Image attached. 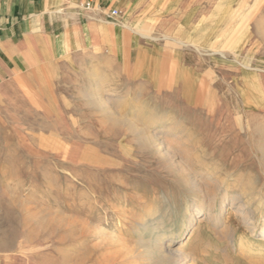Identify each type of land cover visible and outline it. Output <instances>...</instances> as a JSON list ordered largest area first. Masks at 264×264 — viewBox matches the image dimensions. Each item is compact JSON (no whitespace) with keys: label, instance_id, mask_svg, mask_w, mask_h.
Instances as JSON below:
<instances>
[{"label":"rangeland","instance_id":"374dc122","mask_svg":"<svg viewBox=\"0 0 264 264\" xmlns=\"http://www.w3.org/2000/svg\"><path fill=\"white\" fill-rule=\"evenodd\" d=\"M103 1L139 37L126 61L110 26L0 82V264H157L138 246L149 239L187 264H264V0H132L116 17L126 0ZM249 77L259 91L246 99ZM148 211L152 233L136 223Z\"/></svg>","mask_w":264,"mask_h":264},{"label":"crops","instance_id":"0c3cea01","mask_svg":"<svg viewBox=\"0 0 264 264\" xmlns=\"http://www.w3.org/2000/svg\"><path fill=\"white\" fill-rule=\"evenodd\" d=\"M81 1L0 0V82L10 81L17 74H32L48 59L79 53L88 44H100L99 35L110 26L112 54L118 62L126 61L129 48L140 46L139 37H128L125 25L108 19L103 0H87L84 10L78 6ZM131 1L114 9L128 6ZM136 2L135 6L139 0Z\"/></svg>","mask_w":264,"mask_h":264},{"label":"bare ground","instance_id":"6f19581e","mask_svg":"<svg viewBox=\"0 0 264 264\" xmlns=\"http://www.w3.org/2000/svg\"><path fill=\"white\" fill-rule=\"evenodd\" d=\"M176 16V15H175ZM203 21V20H202ZM189 24V23H188ZM199 25V23H198ZM194 27V26H193ZM200 27V26H199ZM195 28V27H194ZM201 28V27H200ZM196 30V29H195ZM200 30V29H199ZM203 30V29H202ZM198 31V30H197ZM191 32V31H190ZM195 32V31H192ZM197 33V32H196ZM166 37V36H165ZM164 37V38H165ZM224 37V36H223ZM222 37V38H223ZM220 38V37H219ZM180 40V39H179ZM182 40V39H181ZM103 41V39H102ZM222 41V40H221ZM180 42V41H179ZM185 42V41H184ZM222 43V42H221ZM192 44V43H190ZM199 44V43H198ZM217 42H213L211 43L210 47H208V49L206 51H208L210 54H221L223 57L225 56V53L223 51L218 50V48H215ZM193 45V44H192ZM190 46V45H189ZM196 47V46H195ZM200 47V46H199ZM218 47V46H217ZM199 48H197L198 50ZM203 50V49H202ZM238 51V50H236ZM201 52V51H200ZM207 54V53H206ZM238 57V55H237ZM220 58V57H219ZM234 59V58H233ZM215 60V59H214ZM237 61V60H234ZM240 63V62H239ZM241 64L246 68V69H250L251 65L249 64H245L243 62H241ZM98 65L94 64L93 67H91L92 69H87L85 71L86 74H90L91 72H94L97 70ZM241 66V65H240ZM252 69V68H251ZM239 71V70H238ZM264 71V70H263ZM241 73V72H240ZM243 75V74H242ZM241 83V82H240ZM259 81L257 78H251L249 77L245 83V90H244V94L246 95L245 98L249 99L250 97H257L258 94V85ZM187 90V89H186ZM261 90V89H260ZM208 92V91H207ZM261 92H259L260 94ZM191 95V94H190ZM243 100V99H242ZM243 102V101H242ZM250 103V100L248 101ZM255 103H257L255 101ZM151 116V115H150ZM182 118V117H181ZM180 118V119H181ZM177 121V119H176ZM183 122V121H181ZM178 126V125H177ZM258 129V128H257ZM258 136L259 138L257 139L256 143L257 146L260 148L261 153H262V157L264 158V126H261L258 130ZM157 145V144H156ZM212 168V167H211ZM215 172V171H214ZM226 179V178H225ZM184 184L187 186L192 187L194 190L201 192V187L200 185L197 183V181L194 179H184ZM205 198H206V194L202 193V194H197L196 196H194L193 198V202L185 209V212L183 214L180 220V222L177 224H173L176 228L175 230H171L172 231V236L173 238H178L181 237L186 228L188 227V225L192 224V219H193V213L191 212V207H197L200 211L202 210V206L203 203L205 202ZM260 200V199H259ZM198 202V204H197ZM200 202V204H199ZM263 202V201H262ZM210 203V202H209ZM260 205V204H259ZM205 206V205H204ZM203 206V207H204ZM211 206V205H209ZM208 206V207H209ZM212 208V207H210ZM209 208V210H210ZM197 210V209H196ZM258 210V207H257ZM158 217V213L156 212H147V214H145L144 216L140 217V220H138L137 226L139 225L141 228H144V231L146 232H150L152 233L155 229V223H156V219ZM161 221V220H160ZM134 228V227H133ZM134 231H137V228L135 226ZM168 232V231H167ZM171 233V232H170ZM165 234V233H164ZM143 237V236H142ZM163 237V236H162ZM142 239V238H141ZM145 239V237H144ZM157 239V238H156ZM143 240V239H142ZM153 239H149V241L147 243H139L138 246H142V248L145 247L146 249V253L147 250L150 247H153L155 249V253L157 255V264H187L188 260L190 259V256L186 255L183 253V251L176 246V248L173 247L172 244H164L163 242H161L159 239H157L156 241H153ZM172 241V240H171ZM166 243V242H165ZM243 244V243H242ZM133 250V249H132ZM151 252V251H150ZM131 253L135 254V257H141L143 252L139 250V247H137L135 250H133ZM193 256V254H192ZM195 261V260H194ZM191 264V263H190Z\"/></svg>","mask_w":264,"mask_h":264},{"label":"built area","instance_id":"2783aa9c","mask_svg":"<svg viewBox=\"0 0 264 264\" xmlns=\"http://www.w3.org/2000/svg\"><path fill=\"white\" fill-rule=\"evenodd\" d=\"M87 7H90V3H87ZM118 13H119L118 9L111 10V15L112 16H116V15H118Z\"/></svg>","mask_w":264,"mask_h":264}]
</instances>
